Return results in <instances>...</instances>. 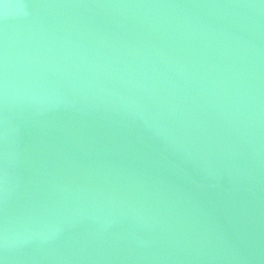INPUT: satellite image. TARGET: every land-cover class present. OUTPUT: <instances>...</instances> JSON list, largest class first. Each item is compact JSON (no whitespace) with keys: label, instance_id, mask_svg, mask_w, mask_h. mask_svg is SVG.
Wrapping results in <instances>:
<instances>
[{"label":"water","instance_id":"95a60500","mask_svg":"<svg viewBox=\"0 0 264 264\" xmlns=\"http://www.w3.org/2000/svg\"><path fill=\"white\" fill-rule=\"evenodd\" d=\"M0 264H264V0H0Z\"/></svg>","mask_w":264,"mask_h":264}]
</instances>
